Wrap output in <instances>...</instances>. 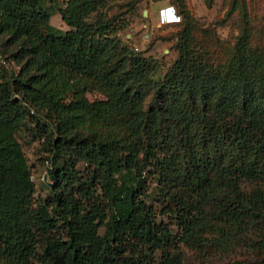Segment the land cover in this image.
<instances>
[{"label":"trees","instance_id":"1","mask_svg":"<svg viewBox=\"0 0 264 264\" xmlns=\"http://www.w3.org/2000/svg\"><path fill=\"white\" fill-rule=\"evenodd\" d=\"M101 1L0 0V264H181L180 244L264 264V45L243 28L214 63L185 23L154 79L125 19H88ZM20 132L41 139L45 196Z\"/></svg>","mask_w":264,"mask_h":264},{"label":"rangeland","instance_id":"2","mask_svg":"<svg viewBox=\"0 0 264 264\" xmlns=\"http://www.w3.org/2000/svg\"><path fill=\"white\" fill-rule=\"evenodd\" d=\"M54 5L61 0H54ZM145 10V14L142 11ZM174 11L178 12L177 17ZM120 16L127 21L118 34L123 43L135 52L150 57L155 62V70L151 77L159 78L175 58L177 51L174 42L185 23L190 26L192 41L197 48L205 50L214 63L226 62L232 55L234 43L240 30L246 28L249 45H264V0H102L88 19L97 17L109 18ZM51 23L60 21L59 14H51ZM14 45L3 46L1 58L5 60L6 71L17 65L9 59V53ZM152 94L147 88L142 95V104L146 105ZM91 98L95 94L86 93ZM21 147L30 167L34 183V197L50 193L47 187L50 180L45 177V155L40 141L30 139L25 133H18ZM148 189L153 181L148 180ZM152 192V191H151ZM157 208V203L151 196L145 198ZM166 220V219H165ZM102 231L99 227L98 232ZM181 264H235L239 259L246 264L247 256L244 249L236 248L233 252L199 250L179 245Z\"/></svg>","mask_w":264,"mask_h":264},{"label":"crops","instance_id":"3","mask_svg":"<svg viewBox=\"0 0 264 264\" xmlns=\"http://www.w3.org/2000/svg\"><path fill=\"white\" fill-rule=\"evenodd\" d=\"M55 12H57V11H53L51 14H55ZM58 13V12H57ZM51 14H50V16H51ZM50 16H49V20H50ZM50 22V21H49ZM51 23V22H50ZM51 24H53V23H51ZM53 25H55V26H57V27H61V28H64L65 27V25H64V23L60 20L59 22H57V24H53Z\"/></svg>","mask_w":264,"mask_h":264},{"label":"water","instance_id":"4","mask_svg":"<svg viewBox=\"0 0 264 264\" xmlns=\"http://www.w3.org/2000/svg\"><path fill=\"white\" fill-rule=\"evenodd\" d=\"M142 14H145V10L142 11Z\"/></svg>","mask_w":264,"mask_h":264},{"label":"built area","instance_id":"5","mask_svg":"<svg viewBox=\"0 0 264 264\" xmlns=\"http://www.w3.org/2000/svg\"><path fill=\"white\" fill-rule=\"evenodd\" d=\"M174 13H175V12H174ZM175 15H176L177 17H179L178 14L175 13Z\"/></svg>","mask_w":264,"mask_h":264}]
</instances>
